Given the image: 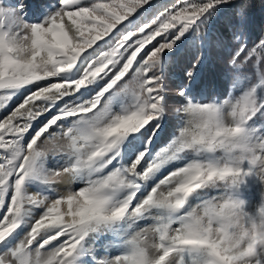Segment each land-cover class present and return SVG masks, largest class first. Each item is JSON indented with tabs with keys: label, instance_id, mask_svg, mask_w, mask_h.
I'll use <instances>...</instances> for the list:
<instances>
[{
	"label": "snow or ice",
	"instance_id": "1",
	"mask_svg": "<svg viewBox=\"0 0 264 264\" xmlns=\"http://www.w3.org/2000/svg\"><path fill=\"white\" fill-rule=\"evenodd\" d=\"M252 7L52 0L37 14L30 0H0V264H264V38L247 39ZM226 8L228 39L210 26ZM218 48L231 89L206 100L193 87ZM169 117L177 127L162 139ZM49 157L67 159L49 168ZM252 177L254 210L239 198Z\"/></svg>",
	"mask_w": 264,
	"mask_h": 264
},
{
	"label": "trees",
	"instance_id": "2",
	"mask_svg": "<svg viewBox=\"0 0 264 264\" xmlns=\"http://www.w3.org/2000/svg\"><path fill=\"white\" fill-rule=\"evenodd\" d=\"M172 0H155L157 7L164 4L171 3ZM236 23L235 10L233 8H226L224 11L214 20L210 22L211 30L214 34H221L226 39L230 38V32L228 28L230 24ZM246 34L247 39L250 43L258 42L261 38H264V2L262 0H253V7L250 10L248 19L246 21ZM194 38H189V41L185 45L181 46L180 56L183 60L189 59L193 55L194 51ZM172 55V54H170ZM229 55V50L227 48L213 49L209 53V58L206 64H204L199 72V77L196 84L193 87V92L198 97V93L215 92L214 88L221 82L223 88L221 93L224 94L221 99L227 98V92L231 89V75L226 65V60ZM252 69H247L245 75L251 76ZM258 79V77H256ZM182 81L173 76L169 80V88L174 90ZM248 80H244L242 77L241 87H247ZM240 89L234 90L233 94H239ZM170 99L172 97L170 96ZM206 102V101H205ZM164 132L162 133L163 139H167L177 127V122L174 118L169 117L164 124ZM255 177H252L254 194H250L246 203H250L255 209L257 207V199L260 196V185L255 183ZM151 183V182H150ZM40 191L51 193V188L47 185H37L33 184ZM160 215L164 216L163 210H158Z\"/></svg>",
	"mask_w": 264,
	"mask_h": 264
},
{
	"label": "rangeland",
	"instance_id": "3",
	"mask_svg": "<svg viewBox=\"0 0 264 264\" xmlns=\"http://www.w3.org/2000/svg\"><path fill=\"white\" fill-rule=\"evenodd\" d=\"M40 10H41V9H40ZM40 10L37 9V8L33 9V11H34L35 13H37V14L39 13ZM35 18H36V17H35ZM35 18H34V19H35ZM65 161H66V157H65V158H61V157H49V158H48V164H47V166H48L49 168H55V167H57L58 165L64 164ZM77 184H78V183H77ZM77 184L74 185L75 188L77 187ZM58 190L62 191V188H61L60 186H58Z\"/></svg>",
	"mask_w": 264,
	"mask_h": 264
},
{
	"label": "bare ground",
	"instance_id": "4",
	"mask_svg": "<svg viewBox=\"0 0 264 264\" xmlns=\"http://www.w3.org/2000/svg\"><path fill=\"white\" fill-rule=\"evenodd\" d=\"M59 186L62 188V191L66 190V185L65 184H61Z\"/></svg>",
	"mask_w": 264,
	"mask_h": 264
}]
</instances>
